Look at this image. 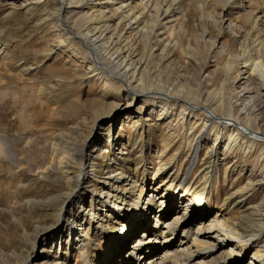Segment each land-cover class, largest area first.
I'll return each mask as SVG.
<instances>
[{
  "label": "rangeland",
  "instance_id": "obj_1",
  "mask_svg": "<svg viewBox=\"0 0 264 264\" xmlns=\"http://www.w3.org/2000/svg\"><path fill=\"white\" fill-rule=\"evenodd\" d=\"M220 1L184 0L181 12L167 23H171L172 34L167 28L157 29L162 38L153 44V50L160 53L168 40L175 42L172 60L181 70L176 75L161 69V79L168 74L172 80L181 83L184 79L193 90H201L225 55L234 56L232 51L241 41L238 28L246 24V14L252 13L253 5L260 9L259 20H264V0H235L226 8ZM19 3L0 0V143L3 145L4 140L5 150L13 156L0 159V264H12L6 258L9 255L19 262L28 259L26 264H45L44 260L62 264L143 263L165 250L153 233L156 211H160L159 222L163 224L164 218H173V208L181 200L201 202L207 211L199 215L188 210L185 221L193 231L214 219L226 224L241 221L248 229L246 233L254 229V214L264 202V183L252 184L251 174H256L262 163L220 155L213 173L218 177V187L211 188L204 200L196 198L197 192L185 191L188 185L197 191L205 184L204 162L197 166V160L196 167H190L186 157L191 149L188 140L196 139L197 124L202 119L187 114L176 118L179 109L175 106L176 115L156 120V101H143L138 96L126 103L124 99L131 91L92 75L77 41L58 43L55 29L46 21V16L55 12L53 1H40L28 9ZM190 57L197 66H192ZM204 64L206 71L198 76L197 70ZM216 83L214 79L208 88ZM228 88L233 91L230 85ZM243 88L240 85L236 90ZM136 141L140 142L138 147L133 146ZM82 146L85 157L95 149L99 154L91 160L85 178L80 175L77 180L80 169L73 164L67 170L47 167L66 147L72 150ZM205 147L206 143L202 144L198 159ZM120 172L129 177L128 184L144 187L141 206L131 212L133 220L125 223L121 218L132 199L131 191L126 192L130 196L126 202L105 204L109 189L123 190L115 179L104 184L105 179L109 175L113 179ZM174 176L176 181L170 186ZM182 177L185 181L180 186L175 184ZM158 185L160 188L153 192ZM205 189L208 191V184ZM155 194L164 195L160 205L150 214L141 212L142 203ZM44 201L42 206L38 204ZM114 204L119 206L117 210ZM184 229L169 242H186L181 237ZM198 230L199 240L205 242V228ZM37 231L40 234L35 236ZM209 231L214 235L212 229ZM262 235L254 243L233 241L224 245L213 263L264 264V232ZM140 238H153L156 250L151 255L146 253V258L136 254L132 259L130 246ZM82 239L84 256L78 254ZM207 241L216 245L214 239Z\"/></svg>",
  "mask_w": 264,
  "mask_h": 264
},
{
  "label": "bare ground",
  "instance_id": "obj_2",
  "mask_svg": "<svg viewBox=\"0 0 264 264\" xmlns=\"http://www.w3.org/2000/svg\"><path fill=\"white\" fill-rule=\"evenodd\" d=\"M16 1H20V6L28 9L44 0H14V2ZM51 1L54 2L56 8L54 13L46 16V21L55 29L58 43L77 41L87 57L85 62L92 75L103 77L105 82H111L108 84L119 83L121 88L126 87L128 92L131 91L130 95H126L127 99H124L126 103L132 102L138 96L143 98V101L147 100L151 103L156 101L159 103L154 116L156 120H164L167 115H176L175 106L179 109L176 118L178 116L184 118L187 114L198 116V121L202 119L201 123L197 124V136L194 137L196 139L188 140L187 145L191 149L186 153V157L190 167L192 165L196 167L197 160V166L203 165L204 162V171H207L203 173L202 179L205 184L203 189L197 191L195 186L188 185L184 188L185 191L188 189V191L197 192L199 196L196 198L204 200L211 188L218 187V177L213 173L216 172L215 168L220 161V155L233 156V159L243 156L245 160L252 158L254 161L262 163L257 172L259 174H251V177L254 179L252 184L261 185L264 183V142L261 141V138H264V20H259L257 13L260 9L257 6L253 5L252 13L249 11L250 13L246 14V24L238 28L241 41L236 50L232 51L234 56L225 55L221 65L214 70L205 85L203 84L204 88L195 91L184 79L183 83H180L177 79L172 80L168 74L162 79L159 77L161 69L164 71L169 69L176 75L181 71L179 70L180 66L177 68L175 61L172 60L175 42L172 43L168 40L160 53H155L153 50V44H157L162 38L157 29L167 28L169 34H172L170 32L171 23L169 25L167 23L174 21L175 15L177 16L181 12L184 0H135V3H132L133 0ZM234 3L235 0L220 1L222 8L233 6ZM246 3L248 7L252 5L248 1ZM150 14L153 18L148 22ZM262 18L264 19V16ZM242 34L245 35L242 37ZM190 59L192 66H197V63L193 62V58L190 57ZM206 68L207 64H204L200 69H196L198 72L196 74L201 76L200 73L203 70L205 72ZM214 79L217 80V83L210 84L211 88H208L207 84L212 83ZM228 85L232 87L233 91L229 90ZM240 85H243L244 88L237 91L236 89ZM148 94L154 97L149 98ZM157 97H159L158 100H156ZM186 111L188 112L186 113ZM154 118L151 117L149 120L153 122ZM1 138L2 136H0ZM2 143L3 145L0 143V159H12L13 156L5 150L6 142L2 140ZM204 143H206L205 150L202 157L198 159L199 151ZM139 144L140 142L136 141L133 146L138 147ZM83 148L84 146L70 150L66 147L67 150L60 151V158L58 156L59 159L56 161L52 159L53 161L47 167L53 171L67 170L68 165L73 164L80 169L77 180L80 179V175L85 178L91 160L99 154L98 149H95V153L93 150L88 157H85ZM110 175L105 179L104 184L108 180L110 182L115 179L116 183L119 182L122 185L123 190L118 193L116 190L109 189L105 195V204L108 201L110 203L118 201L117 204L120 200L126 202L130 197L126 192L131 191L132 199L127 204V209L124 210L125 214L121 220L122 223L128 219L133 220L135 215L132 216L131 212H135L141 206L139 202L144 194V187L138 188L134 183L133 185L128 184L129 177L124 178L121 172L117 173L115 175L117 177L113 179ZM176 177H171L170 186ZM184 179L185 177L177 179L178 182L175 184L180 186L185 181ZM207 184L208 191L205 189ZM157 188H160V185L152 188L153 192H156ZM100 194L102 195L101 192ZM163 196V194L153 195L152 198L144 201V204L142 203L143 207L140 211L152 213L153 209L160 205L159 201H162ZM69 198H72V195ZM180 202L176 203L173 208V218H164L163 224L159 222L160 211H156L153 233L155 238L162 240L161 244L165 250L158 256H153L138 264H215L213 258L224 245H231L233 241L250 244L257 242L263 236L264 202L257 214H254L255 224L252 225L254 229H251L250 233H246L248 229L241 221L226 224L214 219L208 220L204 227H197L198 229L205 228L204 232L207 235L203 236V241L216 240L214 247L200 241L197 236L199 230L193 231L191 228H187L191 224L185 221L188 210L199 215L207 212L202 203L192 202L189 204L184 203L183 200ZM45 203L44 201L38 204L42 206ZM123 205L125 204L122 202ZM129 205L132 206L130 211L128 210ZM118 208L119 206L113 205L114 210ZM62 216L61 212L60 218ZM181 228H185L181 232V237H185L186 242H169L172 237H176V232ZM209 229H212L214 235L210 234ZM39 234L40 232L37 231L35 236ZM200 234L203 235V230ZM143 238L138 239L130 246L132 259H135L136 254H142L146 258L148 256L145 255L146 253L150 252L149 255H151L156 250L152 244L153 238ZM84 241L85 239L78 241V254L81 256L85 254L82 248L85 244ZM226 255L231 256V251H227ZM6 258L12 264H26L28 260L15 261L16 258L10 255ZM137 259V261H141L140 257ZM44 262L45 264H62L61 261L48 263L44 260Z\"/></svg>",
  "mask_w": 264,
  "mask_h": 264
}]
</instances>
